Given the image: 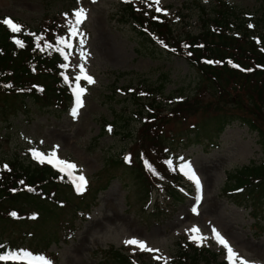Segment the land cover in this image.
<instances>
[{
  "label": "trees",
  "instance_id": "16d2710c",
  "mask_svg": "<svg viewBox=\"0 0 264 264\" xmlns=\"http://www.w3.org/2000/svg\"><path fill=\"white\" fill-rule=\"evenodd\" d=\"M43 1L46 5L67 1L69 5L60 13H46L36 28L23 25L14 33L0 23L1 122L39 110L61 117L74 101V88L64 81V75L73 77L61 67L66 61L59 51L46 45L63 47L57 45V38L68 36L74 8L85 0ZM261 2V15L249 14L253 19L246 23V16L239 17L236 6L225 0H219L208 11L201 0H192L199 11V29L197 34L184 35L178 34L173 22L146 12L141 5L127 3L121 9L126 24L130 21L135 25L137 53L155 60L181 58L198 76L193 92L177 98L164 97L166 84L161 75L155 86L141 83L135 87L131 83L113 87V96L120 93L136 120L119 114L109 125L114 133L118 124L123 131L116 133L131 138L132 146L107 166L125 175L128 171L145 195L146 206L155 202L152 214L158 217L170 216L180 203L190 199V192L184 189L183 173L175 163L180 149L199 145L209 153L220 147L226 128L239 123L256 135L264 152V30L259 28L264 25V0ZM38 37H43L41 47L36 46ZM16 40L24 46L20 47ZM64 52L68 55V48ZM164 80L169 82L168 77ZM200 114L202 117L197 119ZM193 120L196 121L191 123ZM132 121L139 124L136 132L127 129ZM106 133L103 128L101 137ZM28 160L14 157L0 162V246L18 250L13 242L2 240L14 229L22 238L39 236V248L46 252L53 244L69 245L99 204L100 194L120 177L110 176L99 186L86 182L78 191V180L74 182L73 177L34 158ZM230 178L222 189L230 201L249 210L255 223L264 222V160L260 165L237 169ZM102 255V264H229L222 252L184 238L178 241L177 251L169 260L162 254L131 253L115 247Z\"/></svg>",
  "mask_w": 264,
  "mask_h": 264
},
{
  "label": "rangeland",
  "instance_id": "374dc122",
  "mask_svg": "<svg viewBox=\"0 0 264 264\" xmlns=\"http://www.w3.org/2000/svg\"><path fill=\"white\" fill-rule=\"evenodd\" d=\"M131 1L146 3L151 0H89L79 2L74 8V13L84 9L87 19L77 25L79 34L72 37L67 71L72 77L81 75L77 65H83L87 75L95 81L88 83L81 79L86 91L81 97L83 106L78 108L75 117L71 114L76 107V102H73L70 112L61 117L53 116L48 110H39L27 117L21 114L8 122L0 121V162L13 160L14 157L28 162L33 157V150L45 155L55 151L59 159L77 166L73 176L82 175L94 186L106 183L110 176L120 177L100 194L99 204L92 209L76 238L69 245L53 244L47 252L49 258L41 256L51 264H102V252L109 247L143 252L125 243L130 239L145 242L149 248L158 250L152 253L162 252L170 256L176 253L180 239L194 241L191 229L195 227L205 239L194 242L222 250L227 257L226 249L216 241L215 229L239 257L250 264H264V222L255 223L249 211L236 207L222 190L225 179L231 180L230 176L233 178L237 169L254 163L260 165V158L264 157L256 135L246 127L239 123L227 127L220 137V148L209 153H205L199 145L179 150L176 161L188 178L191 193L196 196L180 203L176 211L166 218L152 214L155 202L146 206L145 195L128 171L125 175L122 170L107 166L112 158L120 159L132 146L131 138L116 133L123 131L118 124L114 133L109 125L119 114L136 120L125 107L120 93L117 97L113 96L115 85L118 88L131 83H135V87L141 83L155 86L162 76L166 84L164 97L172 95L177 98L190 95L198 81L196 72L181 58L155 60L137 53L139 46L134 25L130 21L126 24L121 11L124 3ZM202 1L206 3V11L219 3V0ZM226 1L236 6L239 17L246 16V23H251L253 19H249V14L253 17L261 15V0ZM191 2L160 0V6L170 13V18L176 19L175 25L180 34L187 31L198 33L199 11ZM67 5V1L46 5L43 0H0V19L10 17L15 23L24 22L34 28L44 14L60 13L68 9ZM259 28L264 30V25H259ZM165 77L169 82L164 80ZM201 117L200 114L197 119ZM135 122H130L127 129L136 132L139 124ZM103 128L108 134L101 137ZM193 174L199 179V185L192 178ZM153 197L157 199L156 194ZM2 240L13 242L16 247L24 246V250L33 254L34 250L44 251L39 248V236L22 238L15 229L5 234Z\"/></svg>",
  "mask_w": 264,
  "mask_h": 264
},
{
  "label": "snow or ice",
  "instance_id": "6c2138e0",
  "mask_svg": "<svg viewBox=\"0 0 264 264\" xmlns=\"http://www.w3.org/2000/svg\"><path fill=\"white\" fill-rule=\"evenodd\" d=\"M93 2H95V0H93ZM125 2H128V0H125ZM159 3L160 0H151L149 7H151L154 4L157 6L156 7L157 12L163 11L161 8H159L158 6ZM74 16L76 18L75 24H73L72 21H69L71 27L69 28L68 36H61L57 38L56 41L57 45H62L63 47H54L52 44L46 45V47L48 48H54V50L59 51L65 61L68 60V55L64 52V48L70 49L73 47V45L69 42V37H76L79 34V29L76 27V25L83 23V21L87 19V13L84 9H80L74 13ZM0 23L7 25L10 28V30L14 33L21 31L20 26L17 25L10 17L5 18L4 20L0 21ZM42 39L43 37L37 38L36 40L37 47H41L40 41ZM15 42L20 47L24 46L22 41L16 40ZM80 43L81 44L84 43L83 39L80 40ZM41 50L43 51V48H41ZM190 54L191 53H189V55ZM83 55L84 53L81 52V56ZM233 66L235 67V65ZM61 67L67 71V69L69 68V64L65 63L61 65ZM77 67L79 68L81 75H77L72 79H69L67 75H64V81L69 85L70 88H74L76 107L72 110L71 113L74 117L78 114L77 111L78 108L83 106V101L81 97L86 91L85 88L80 86L79 81L81 79H84L88 83L95 82L91 76L87 75L83 65H77ZM73 80L75 81V84H73ZM6 87H11V85H6ZM32 154H33V158H39L41 163L44 162L53 163V166L57 167L59 171L67 172L69 176H72L73 171L77 168V166L74 163L59 159L55 151L45 155L36 150H33ZM192 178H194L196 180V183L199 185V179L195 178L194 174L192 175ZM75 180L79 181V183L77 184V190L82 191L83 186L86 184L85 178L81 175L79 177L74 178V182ZM193 211H195V209H193ZM12 215L16 216V213L13 212ZM191 231L194 233V235L192 236V239L194 241H203L205 239L203 236L199 235L200 230L198 228L194 227L193 229H191ZM213 232L215 233L216 241L226 249L227 259L229 261V264H250V262L245 261L243 258L239 257V254L234 251V249L231 247L229 242L219 232H217L215 229H213ZM125 243L128 245L136 246L141 251H149V252L158 251L149 248L145 242L139 241L137 239L126 240ZM0 252H2V254H0V262H3V264H51V262L46 257L34 255L33 253L28 252L26 250L8 251L6 249H2V246H0ZM155 258L160 259V257H155Z\"/></svg>",
  "mask_w": 264,
  "mask_h": 264
}]
</instances>
